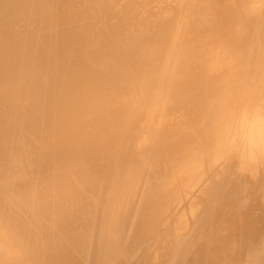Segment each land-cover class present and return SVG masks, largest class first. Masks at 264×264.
Segmentation results:
<instances>
[{"label": "bare ground", "instance_id": "bare-ground-1", "mask_svg": "<svg viewBox=\"0 0 264 264\" xmlns=\"http://www.w3.org/2000/svg\"><path fill=\"white\" fill-rule=\"evenodd\" d=\"M0 264H264V0H0Z\"/></svg>", "mask_w": 264, "mask_h": 264}]
</instances>
